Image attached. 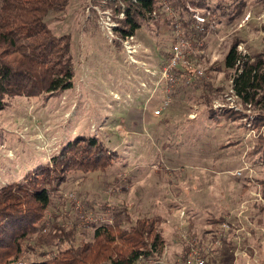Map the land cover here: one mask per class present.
<instances>
[{
    "label": "rangeland",
    "instance_id": "374dc122",
    "mask_svg": "<svg viewBox=\"0 0 264 264\" xmlns=\"http://www.w3.org/2000/svg\"><path fill=\"white\" fill-rule=\"evenodd\" d=\"M225 1L237 7V18L198 9L192 15L206 18L204 50L194 61L204 75L181 80L160 116L153 111L169 88L162 83L152 93L160 77L146 69L158 70L169 57L176 33L166 17L175 0L137 32L140 65L118 41L119 0H67L50 13L48 28L71 40L74 86L6 98L0 190L48 166L68 142L95 137L114 154L112 166L69 174L62 198L46 212L44 232L56 223L74 230L80 244L127 211L133 222L153 218L166 240L162 256L142 264H264V119L255 105L236 100L233 73L222 69L236 42L243 54L264 52V0Z\"/></svg>",
    "mask_w": 264,
    "mask_h": 264
},
{
    "label": "trees",
    "instance_id": "16d2710c",
    "mask_svg": "<svg viewBox=\"0 0 264 264\" xmlns=\"http://www.w3.org/2000/svg\"><path fill=\"white\" fill-rule=\"evenodd\" d=\"M119 2L116 11L123 14V19L115 31L122 39L136 35L154 21V13L164 5L162 0ZM66 4L67 0H0V110L8 97H34L73 88L75 71L70 37L54 35L46 24L49 14ZM197 9L218 12V17L227 19L239 14L233 2L225 0H175L166 22L173 32L179 25L185 35L201 40L207 32L196 27L192 15ZM239 45V42L231 45L222 69L233 73L232 89L238 99L259 108L260 118L264 119V52L243 54ZM206 87L204 94L209 97L212 84L206 83ZM114 158L99 139L77 137L48 166L39 167L20 182L2 188L0 264H142L161 257L166 240L156 231L155 220L144 217L133 222L127 211L124 216L118 213L113 226L96 228L92 238H82L80 244H74V230L67 232L56 223L43 231L48 219L46 212L62 198L61 187L69 174L107 171ZM36 248H44V252L38 253ZM49 249L56 253L43 258Z\"/></svg>",
    "mask_w": 264,
    "mask_h": 264
},
{
    "label": "built area",
    "instance_id": "2783aa9c",
    "mask_svg": "<svg viewBox=\"0 0 264 264\" xmlns=\"http://www.w3.org/2000/svg\"><path fill=\"white\" fill-rule=\"evenodd\" d=\"M170 1L172 0H164V6L166 8H171L169 4ZM121 15L123 16V14ZM194 18L197 20V29L199 31H204V25L206 22L205 16L197 13ZM112 27L113 26H110V28ZM174 33H176L175 40L171 46L167 60L158 70L146 69L148 75H151L154 78L157 76L160 77L159 82L155 84L156 86L155 89L152 90V93L155 92L162 83H165L169 88L166 90V98H164L162 102L159 103V107L153 111L156 116H160L162 111L171 104L172 98L170 94L173 89L179 85L181 80L190 83L194 76L202 77L204 75V72L197 67L196 63H194V61H197L198 56L203 53L204 49L202 50V46H204V44L201 40L193 38L191 35H185L179 25H177V29L174 30ZM118 40L121 42L129 61L132 64L140 65L141 61L137 58V53H139L140 48L136 42V35L129 36L124 39L119 37ZM142 65L145 66V63H142ZM231 91L236 100H238V97L235 95L233 89H231ZM145 109H147V107H145ZM198 264H204V261H198Z\"/></svg>",
    "mask_w": 264,
    "mask_h": 264
},
{
    "label": "crops",
    "instance_id": "0c3cea01",
    "mask_svg": "<svg viewBox=\"0 0 264 264\" xmlns=\"http://www.w3.org/2000/svg\"><path fill=\"white\" fill-rule=\"evenodd\" d=\"M127 96H128V95H127ZM137 99H139V98H136V100H137ZM141 105H142V106H145V105H146V103H145V102H144V103L142 102V104H141Z\"/></svg>",
    "mask_w": 264,
    "mask_h": 264
}]
</instances>
